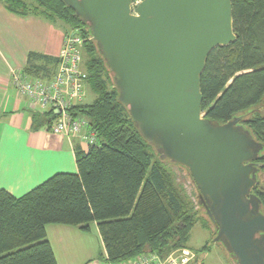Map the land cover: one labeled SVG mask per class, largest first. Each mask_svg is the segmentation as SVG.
<instances>
[{"label": "trees", "instance_id": "1", "mask_svg": "<svg viewBox=\"0 0 264 264\" xmlns=\"http://www.w3.org/2000/svg\"><path fill=\"white\" fill-rule=\"evenodd\" d=\"M1 1L11 13L59 20L90 39L83 47L84 56L90 55L88 62L83 60V69L95 99L73 106L69 113L89 122L98 144L86 152L73 145L76 174L57 173L21 197L0 190V264H56L46 239L48 225L76 227L88 233L89 225L95 223L111 264L146 254L164 258L187 248L196 218L185 210L163 167L164 162H170L159 159L117 101L112 74L87 25L61 0ZM231 10L237 38L228 46L214 49L206 60L200 77L201 111L215 125L242 117L243 127L262 144L257 161L258 185L252 193L259 198L264 214V180L259 177L264 176V116L255 111L247 116L264 98V0H231ZM58 62V58L31 52L23 74L49 81ZM104 71L111 74V90L102 76ZM30 112L34 127L41 121L51 128V113ZM197 206L203 209L198 198ZM209 243L199 250L200 254L210 252ZM195 255L192 264H204L198 253Z\"/></svg>", "mask_w": 264, "mask_h": 264}, {"label": "water", "instance_id": "2", "mask_svg": "<svg viewBox=\"0 0 264 264\" xmlns=\"http://www.w3.org/2000/svg\"><path fill=\"white\" fill-rule=\"evenodd\" d=\"M87 25L117 101L161 161L186 169L220 244L235 264H264L257 161L263 151L235 117L201 111L209 54L236 41L231 0H61Z\"/></svg>", "mask_w": 264, "mask_h": 264}, {"label": "crops", "instance_id": "3", "mask_svg": "<svg viewBox=\"0 0 264 264\" xmlns=\"http://www.w3.org/2000/svg\"><path fill=\"white\" fill-rule=\"evenodd\" d=\"M69 31L59 20L11 13L0 0V190L14 197L57 173L76 174L73 145L88 150L76 138L54 135L44 122L34 127L33 114L10 84L12 73H23L29 53L58 58ZM88 90L86 86L83 104L90 103L86 102ZM45 234L56 264H111L95 223L89 225L88 233L48 225Z\"/></svg>", "mask_w": 264, "mask_h": 264}, {"label": "built area", "instance_id": "4", "mask_svg": "<svg viewBox=\"0 0 264 264\" xmlns=\"http://www.w3.org/2000/svg\"><path fill=\"white\" fill-rule=\"evenodd\" d=\"M89 40L81 36L78 29L65 35L56 73L49 81L32 79L19 72L12 73L10 78L16 96L25 103L28 111L51 113L54 135L76 138L88 148L98 144L97 137L87 120L71 116L69 110L85 99L87 75L83 69V47ZM195 258L192 250L183 248L164 258L146 254L120 264H192Z\"/></svg>", "mask_w": 264, "mask_h": 264}, {"label": "rangeland", "instance_id": "5", "mask_svg": "<svg viewBox=\"0 0 264 264\" xmlns=\"http://www.w3.org/2000/svg\"><path fill=\"white\" fill-rule=\"evenodd\" d=\"M140 1L141 0H133V5H136ZM89 57V54L84 56L83 53V60L85 59V61L88 62L90 59ZM102 76L106 80L108 89L111 90V74L107 71H104ZM86 93V102H91L95 98V95L89 90ZM253 111L257 112L255 114H258L259 116H264V98L255 109L248 113L246 112L247 116H252ZM152 156L153 161H156V155L153 154ZM163 167L171 177L173 186L179 192L185 210L189 211L191 214H194L196 218V223L189 231L186 247L193 252L198 253L204 264H235L220 244L212 243V240L215 237L214 228L205 215L204 210L197 206V192L195 190V187L191 184L186 171L176 165L167 162L163 163ZM259 177L263 182L264 176L263 178L262 176ZM206 243H209V245L211 246L210 252L206 254H200L199 250Z\"/></svg>", "mask_w": 264, "mask_h": 264}]
</instances>
